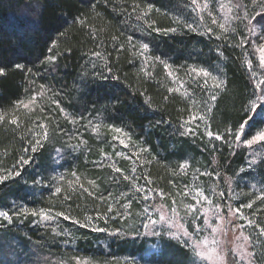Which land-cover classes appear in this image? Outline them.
<instances>
[{
	"label": "trees",
	"instance_id": "1",
	"mask_svg": "<svg viewBox=\"0 0 264 264\" xmlns=\"http://www.w3.org/2000/svg\"><path fill=\"white\" fill-rule=\"evenodd\" d=\"M186 1L0 0V67L6 69V75L0 76V116L4 117L0 120V175L21 172L0 182V209L9 213L12 208L28 210L26 220L18 218L21 224L3 231L15 237L17 252L25 254L27 246L49 249L57 242L50 232L30 226L32 210L53 207L80 223L89 216L94 222L109 223L107 234L73 232L76 252L97 254L103 246L122 261L143 256L145 250L142 242L131 237L141 221L137 185L150 192L162 189L168 202L197 186L213 197L221 198L223 192L222 201L247 197L253 201L256 189L264 186L263 156L244 170L245 146L234 136L217 141L206 135L207 130L235 132L242 106L255 90L248 68L255 54L250 43L239 46L246 30L239 36L238 24H232L228 33L218 26L209 32L193 19ZM262 11L251 10L249 19ZM77 17L84 18L86 26L73 23ZM188 23L194 25L193 30L185 27ZM172 28L175 31H164ZM141 43L150 46L145 56L140 54ZM94 52L100 57L93 56ZM48 56L55 60L45 62ZM145 57L160 59L155 67L146 68ZM165 63L178 70L177 77L186 83L183 88L168 80ZM16 64L23 65V70L16 69ZM188 65L201 66L218 80L209 88L200 81L193 83L185 69ZM221 81L217 89L215 84ZM169 88L175 91L169 93ZM31 93L37 98L25 108V97ZM210 95H216L215 102ZM200 115L205 116L203 121L192 120ZM13 118L18 125L9 123ZM41 123L47 127L48 139L33 153V134H44L38 127ZM262 126L264 122L257 117L246 132ZM185 128L195 134L181 135ZM116 138L128 140L141 158L139 166L125 161L119 173L109 166L101 170L89 166L93 158L113 150ZM64 144L67 173L61 180L55 176L52 152ZM22 156L30 158L28 165L19 163ZM182 163L187 165L183 169ZM201 172L211 175L201 176ZM73 173L78 178L74 184L69 176ZM88 176L95 189L81 187ZM36 179L42 183L34 184ZM56 187L61 188L58 194ZM156 192L152 198L158 196ZM246 209L264 225V210L251 214L252 208ZM159 248L152 257L156 255L163 264L191 263L190 252L173 239L163 238Z\"/></svg>",
	"mask_w": 264,
	"mask_h": 264
},
{
	"label": "rangeland",
	"instance_id": "2",
	"mask_svg": "<svg viewBox=\"0 0 264 264\" xmlns=\"http://www.w3.org/2000/svg\"><path fill=\"white\" fill-rule=\"evenodd\" d=\"M240 3L243 5V9L237 10L235 5L238 3V0H197L196 4L192 3V0H187L186 3L191 7L192 17L194 20H196L198 23H200L204 28H211L218 26L220 23H223L225 21V16L228 17V26L229 28L232 26V24H238V29L236 30L240 35L244 33L245 36L249 35V25L247 24V20L249 19V12L254 9H263L264 8V0H239ZM208 4V8H204V5ZM223 5V7H221ZM246 5V7H245ZM229 8L232 9L231 12H229ZM209 11L213 13V16L217 19V24H212V17L208 15ZM237 16L244 17L246 16L247 19H236ZM256 31L258 33L261 32L260 27H256ZM247 32V33H246ZM264 34V33H261ZM255 44L250 43V48L255 54V61L251 65L248 63V68L250 70V76L254 81H258L260 79H264V66H261L259 63L260 58V52L257 50L260 39L258 37L254 38ZM248 49V48H247ZM158 59L156 58H148L143 59L142 63L146 66V68L155 67L157 64ZM192 68H203L201 66L194 67L188 65L185 69L187 70V75L191 77V81L194 83L200 81V84L203 85L205 88H209L212 86V82L214 80L211 79V76L208 78H205L203 75L197 76L195 72L191 71ZM205 69V68H204ZM164 72L167 76L168 80L171 83H176L178 85V88L181 89L185 86V82L180 78L177 77L178 70L170 68L166 69L164 66ZM169 72L172 73V75H169ZM253 73L256 75L253 76ZM188 77V78H189ZM205 79H207V85L204 84ZM35 95L34 93L28 94L25 97V101L23 104H28V107L32 105V97ZM196 117V116H195ZM264 130V126L259 127L256 131H253L252 133H247V136L245 139H250L252 135H255L257 131ZM248 132V131H247ZM123 141V143H121ZM116 146L113 148V150L109 153H102L99 156H96L95 158L90 161L89 166L93 167L94 169L101 170L103 168H106L109 166V168L116 172V168H121V163H124L125 161L129 163V165H133L134 167L139 166L138 160L141 158L139 157L138 153L135 151L132 146L128 143V140L122 139V138H116ZM127 145V146H125ZM245 146L247 150V157L246 161L244 163V170H250L252 164L256 159H261L264 157V142H257L251 146L244 145L241 143V146ZM65 148V149H64ZM64 150H66V145L64 144L63 147H55L52 152V159L54 160L55 164V176L57 175L58 178L66 176L67 169L64 165V159L63 154L65 153ZM71 149V148H70ZM263 156V157H262ZM185 164V163H184ZM132 167V166H131ZM122 170V169H121ZM54 176V177H55ZM72 179L75 181L73 184L78 181L77 176H73V174L69 175ZM73 176V177H72ZM89 181H92V177H87L85 179V182L79 183L82 184L85 188H93L94 182L89 183ZM199 188L206 192L204 188L202 187H189L185 189L180 195L178 196L177 200H175V204H173V201L168 202L164 195L163 198L160 196H154L151 197L148 200H145L143 198V194L140 193V196L142 197L140 201V208L138 209L141 214V221L140 225L137 230H132L131 237L137 238L138 243L144 244V253L143 256H136L133 258H122V261L118 258L112 257L113 254H110L109 252L104 249V247H100L101 251H98L97 254L94 253L92 255L90 254H82L79 253V251L76 252L75 244H74V236L73 232L77 230H84L86 233H91L92 235L99 236L100 234H107L109 231V228L106 227L109 225V223H97L94 222L92 219V224L88 227H80L79 224H75L71 220H64L63 217H56L55 209L53 207H47V208H41L46 211H49V214L54 217L53 220L44 222L42 221L38 216L34 217L31 214L29 218H31L30 226L35 229V231H40L42 233H46L47 231L50 232L51 236L55 235V239L57 242L51 246L52 248L49 249H38L37 247L30 248L29 246L26 247L27 251L19 253V250L17 252V242L14 236L5 234L3 231L6 228H9L10 226H13L15 224L18 226L20 221L17 219L19 218L21 221L26 220L24 214L21 215H13L17 210L16 208H12L10 215H12V222L9 223L8 221L3 220V218H0V264H163L162 261L155 259L156 255L152 257L153 254L157 253L159 248L160 241L164 238L173 239L174 241L180 243L183 245L189 252L190 256L193 255L191 253V250L189 247L185 246L183 239H176L174 236L170 235V233L179 232L181 236H183L184 231H188L190 234L193 233V224L199 225L202 229H204L202 232L197 233L194 235V240L202 241L205 238L209 241L210 247H216L218 249H222L225 252L226 255V264H231L233 260H235L236 264H239V256L238 254H233L231 252V249H234L237 247L239 243H242V241H239L236 239L237 236H239V231L233 233L231 231V225L227 224V221H225L223 224L218 225L216 218L212 217V212L215 210L216 205H221L220 208V215L227 217V211L229 205L231 207L236 208L240 207L241 205L251 203L252 204V212H260L263 213L264 210V186H259L256 189L255 196L253 197V201L249 199L248 197L245 199H236L235 201L226 200L222 201L221 198L213 197L212 195L205 193L206 196L210 197L213 201L212 205L209 206L206 202H201V205L199 206V210L196 213V216L199 217L198 220L193 219V216L189 214L185 210V205L195 203L194 196L188 195L185 196L184 192L188 191L190 193L195 192V190ZM95 189V187L93 188ZM155 191H162V189L159 190H152L151 193L153 194ZM162 206V207H161ZM175 207L179 213V216H173L172 208ZM149 209V214L151 215V219H159V216L161 212L166 213L168 217L172 218L173 221L178 224L182 225L183 227H169L167 224L161 223L154 226V228L150 231L149 229H146L143 227V224L148 221L149 215L144 213V209ZM208 208L209 211L207 213L208 217L210 218L209 222L213 227H219V231L216 234L211 233V228H205L203 223V209ZM247 207L241 208V212L243 213V216L245 219H236V224H245L246 227L243 229V232L245 235H250L255 241L257 236V231L254 227L247 226V219H251L258 223L256 218L252 217V215H249L247 212ZM159 209V210H158ZM0 211H4L0 209ZM39 211V210H38ZM259 214V213H258ZM22 216V217H21ZM24 216V217H23ZM93 218V217H92ZM86 223V221L82 222L81 224ZM101 227L105 230L102 232H94L91 230V227ZM85 228V229H84ZM55 229V231H53ZM111 230V229H110ZM113 230V229H112ZM152 231H154L156 234L153 235ZM107 232V233H106ZM58 236V237H57ZM213 238L216 239L218 242L217 244H213L212 240ZM100 244V243H99ZM264 244V240H261L257 246H256V259L258 261V264H264V255H261L262 251H264V248H262L260 245ZM18 253V254H17ZM191 264V263H190ZM201 264H216V261L214 260H208L205 259L201 262Z\"/></svg>",
	"mask_w": 264,
	"mask_h": 264
},
{
	"label": "snow or ice",
	"instance_id": "3",
	"mask_svg": "<svg viewBox=\"0 0 264 264\" xmlns=\"http://www.w3.org/2000/svg\"><path fill=\"white\" fill-rule=\"evenodd\" d=\"M197 0H192L193 4H196ZM151 5H148V8L151 9ZM208 4L204 5V8H208ZM221 7H223V5H221ZM236 9L239 11L241 9H243V5L242 3H237L235 5ZM232 9L229 8V12H231ZM143 15H147V13H143ZM209 16L212 17V24L216 25L217 24V19L215 16H213V13L211 11H209L208 13ZM236 19H247L246 16L244 17H240L237 16ZM255 21V23H254ZM73 23L81 25V26H86V20L84 18L81 17H77L75 18V20L73 21ZM247 24L250 26L249 27V35L248 36H244L242 37L239 46L243 47L245 44L248 43H253L255 44V40L254 38L258 37L260 39V41H262L261 43H259L257 50L260 52V58H259V63L261 66H264V11L257 13V17H254L253 19H248L247 20ZM259 26L261 32L258 33L256 31V27ZM185 27H187L190 30L194 29V25L191 23H188L185 25ZM219 28L221 30H223L224 33H228L230 31V28L228 26V17L225 16V21L223 23L219 24ZM155 31H161L160 29H154ZM232 31H235V29H231ZM164 31H175L174 28L172 29H166ZM209 32L212 31L211 28L208 29ZM113 39L115 40L116 37H113ZM132 38L129 37V40H131ZM217 39H220L219 36H217ZM53 44H55V42H53ZM140 47V54L141 56H145V54L148 52L149 50V44L148 43H141L139 45ZM123 48V46H121V49ZM70 51V49H69ZM93 56L96 57H100V53L99 52H94L92 54ZM146 59L150 58V57H145ZM156 59H160L159 57H157ZM55 60V57L53 56H48L45 58V62H52ZM249 65H251V61H248ZM165 68L168 69L170 67V65H168L167 63L164 64ZM16 69L18 70H23V65L21 64H16L14 66ZM95 64H93V68H95ZM29 72H31V69H28ZM108 73L111 75L112 69L111 67L107 68ZM191 71L195 72L197 76L203 75L205 78H208L209 76H211V79L216 81L218 80V76L216 75H211V73L209 71H207L204 68H192ZM6 75V69L4 67H0V76H4ZM169 75H172L171 72H169ZM256 74L253 73V76H255ZM109 77H105V79H107ZM112 79H119L118 76H111ZM204 84L207 85V79H205ZM255 84V90L252 92L251 96L248 98L247 102L242 106V111H243V116L241 117L240 122H238V127L235 130V132H233L231 129H228L224 134H214L212 131L207 130L206 131V135L209 137V139L213 138L217 141L220 140H224L225 137H235V141L238 143H243L244 145H248L251 146L257 142H264V130H259L256 132L255 135H252L250 139H245V137L247 136V132L246 129L249 128L250 126L254 125L256 122L257 117H259L261 119L262 122H264V79H260L258 81H254ZM222 85V81L221 82H217L215 84V87L217 89H219ZM44 85H41V88H44ZM173 91H175L172 88L168 89L169 93H172ZM143 95V94H142ZM36 95H33L32 97V101L34 102L36 100ZM165 99H167V97H165ZM217 99L216 95H210V100L212 102H215ZM18 104L23 103V102H17ZM57 104V106H59V102L56 101L55 102ZM23 106L25 108H28V104H23ZM212 109L209 108L208 112H211ZM61 112H64V109L61 108ZM4 117L0 116V120H3ZM199 119L201 121H203L205 119L204 115H200L199 117H192V120H196ZM10 124L12 125H18L17 119L13 118L9 121ZM38 127H40L41 129H44V134L43 137H40L39 134L34 133L33 135L36 137L34 142L31 143L30 147H31V151L33 153L37 152L38 149L43 148L44 146V141H46L48 139V130L47 127L41 123L38 125ZM183 127V125H182ZM115 131L120 132L121 129L117 128L115 129ZM195 133L193 132L192 128H185L183 132H181V135H194ZM229 143L231 142L230 140L228 141ZM121 143H123V141H121ZM127 146V145H125ZM25 153L28 151L27 148H25ZM19 163L23 166V165H28L30 163V158L29 159H25L23 156L21 157ZM187 165L182 163L180 165V168L183 169L185 168ZM116 172H121L120 168H116L115 169ZM201 176L203 175H211V173H206V172H201L200 173ZM21 172L20 171H8L7 175H0V182L12 177V176H20ZM76 174L73 173V176H75ZM61 180L64 179V177H60ZM78 179V178H77ZM124 179L125 180H129L130 177L128 175H124ZM34 184L36 183H42L41 179H36L33 181ZM69 183H71V181H69ZM89 183H93L92 181H89ZM83 187V186H81ZM187 188V185H186ZM137 193H142L143 194V198L145 200H148L151 198L152 193L147 189V188H141L140 186H136L135 188ZM84 191H88V189H84ZM61 192V188L60 187H56L55 188V193L58 194ZM91 194V193H90ZM156 195L160 196L161 198H163L164 193L162 191H158L155 193ZM185 196L188 195H193L194 196V200L195 203L192 204H187L185 205V210L191 214L193 216L194 221L198 220L199 217L196 216L197 211L199 210V206L201 205V202H206L209 206L212 205L213 201L210 197L206 196L204 191L197 188L193 193H190L188 191L184 192ZM224 193L220 192L219 196L221 198L224 197ZM67 199V197H66ZM175 200H173V204H175ZM129 207V205H125V208ZM162 207V206H161ZM243 207H247V208H251L252 204L248 203V204H244L241 205L240 207H236L233 208L231 207V205H229L228 207V211H227V217L220 215V208L221 205H216L215 210L212 212V217L216 218L217 220V224H223L225 221H227L228 225H231V231L233 233L239 231V236L236 237L237 240L242 241V243H239L237 245L236 248L231 249V252L235 255L238 254L239 256V264H258V261L256 259V246L257 244L261 241L264 240V225H260L259 223L251 220V219H247V226H251L254 227L257 231V236H256V240L253 241L252 237L250 235H245L243 232V229L246 227L245 224L241 223V224H236L235 220L238 219H245V217L243 216V213L241 212V208ZM159 210V209H158ZM109 212L112 211L111 207H109L108 209ZM209 209L208 208H204L203 209V223L205 228L210 227L211 228V233L212 234H216L220 229L219 227H213L209 220L210 218L208 217L207 213H208ZM49 211H46L44 209H40L39 211L36 210H32L31 211V215L36 217L38 216L42 221L44 222H48L54 219V217L52 215L49 214ZM144 213L149 215V219L147 222H145L143 224V227L146 229H149L150 231L154 228V226H156L157 224H167L170 228L171 227H183L182 225H178L176 224L172 218L168 217L166 213L161 212L159 219H151V215L149 214V209L145 208L144 209ZM172 213L173 216H179V213L177 211V209L175 207L172 208ZM21 214H28V210L21 207L19 210H17L15 213H13V215H21ZM56 217H63L64 220H71L72 218L68 215H65L63 212H56L55 213ZM0 218H3V220L8 221L9 223L12 222V215H10V213L8 211H0ZM97 218H101V217H97ZM92 217L89 216L86 218V223L81 224L78 220H73L72 222L75 224H79L80 227H88L92 224ZM193 233L190 234L188 231H184L183 232V236H181L179 234V232H174V233H170V235L174 236L176 239H183L184 240V244L185 246L189 247L191 250V253H193V255H191V264H201V262L205 259L208 260H214L216 261V264H226V255L225 252L222 249H218L216 247H210L209 246V241L207 238H205L202 241H197L194 240V235L197 233L202 232L204 229H202L201 227H199V225L197 224H193ZM91 230L94 232H102L105 229L101 228V227H95L92 226ZM53 231H55V229H53ZM152 234L155 235L156 233L154 231H152ZM213 244H217L218 242L216 241L215 238H213L212 240ZM262 248H264V244L260 245ZM261 255H264V253H261ZM77 264H79V262H77ZM231 264H236L235 260H233L231 262Z\"/></svg>",
	"mask_w": 264,
	"mask_h": 264
}]
</instances>
